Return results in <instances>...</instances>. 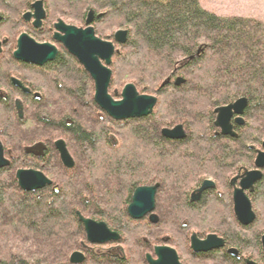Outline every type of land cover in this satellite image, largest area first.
Instances as JSON below:
<instances>
[{
  "label": "trees",
  "instance_id": "16d2710c",
  "mask_svg": "<svg viewBox=\"0 0 264 264\" xmlns=\"http://www.w3.org/2000/svg\"><path fill=\"white\" fill-rule=\"evenodd\" d=\"M32 1L0 0V4L10 12L22 11ZM43 4L51 17L76 26L89 10L101 13L96 24L100 38L110 36L105 35L110 29L126 30V43L118 47L109 67V92L132 84L142 94L160 91L162 100L144 119L114 122L94 105L92 81L87 97L84 74L75 64L60 60L67 55H60L51 65L56 76L46 78L57 90L53 95L61 97V107L55 103L47 113L28 114L25 128L14 114L0 111V125L14 132V137L8 135L11 143L16 141L13 148L35 139L47 144L45 157L37 164H24L20 154L21 161L0 169V264H70V252L80 250L81 244L89 247L82 250L83 264H145L147 243L159 245L165 238L184 264H241L223 250L192 254L188 245L193 233L215 234L226 246L257 260L259 237L264 234V173L252 195L256 218L246 228L235 221L224 197L211 194L206 206L199 207L188 204L187 195L194 183L207 178L200 170L219 173L223 161L236 160L243 153L249 155L244 164L253 168V151L247 152L243 145L264 141V22L217 16L202 9L199 0H43ZM58 74L62 76L58 81L70 85L57 87ZM174 78L182 83L160 88ZM240 98L247 101L245 125L236 129V140L228 139L233 147L229 153L212 138L213 110ZM75 103L87 109L86 121L84 113L73 110ZM175 125L184 128L185 143L176 142L178 149H161L159 131ZM5 133H0L3 145ZM54 135L65 139L74 169H63L49 148ZM215 154L225 158L220 162ZM81 161L85 165L79 169ZM16 166L40 170L52 184L25 193L15 181ZM153 183L160 185L157 212L162 221L156 226L131 221L126 206L133 189ZM76 213L116 231L120 248L88 246Z\"/></svg>",
  "mask_w": 264,
  "mask_h": 264
},
{
  "label": "flooded vegetation",
  "instance_id": "af4514ba",
  "mask_svg": "<svg viewBox=\"0 0 264 264\" xmlns=\"http://www.w3.org/2000/svg\"><path fill=\"white\" fill-rule=\"evenodd\" d=\"M38 1H42V8H43V11H44V17L41 20H39V25L37 26V24L35 25V22H36L35 18L32 17L34 15V13H35L34 9L32 8V6L34 5V3L38 2ZM16 7H18V6H16ZM15 10H16V8H15ZM15 10L10 12L8 6H6L4 4H0V102L1 103H6L5 106H1V104H0V111H3V112L8 111V112L14 114L16 121L21 122V125H22L21 127L25 128L27 126L28 114L33 113V112H35V113H39V112L47 113V111L54 109L52 106L55 103H60V107H61V104H62L61 103L62 99H60L61 97H56V96L53 95V94L56 95V93H57L56 91L57 90L56 89L53 90L50 87L49 83L47 82V78H46V77H49L50 75L56 76V74H54V72H53L55 69L51 65L53 63H55L56 61H58V58L60 57V55H64V56L67 55L68 56L67 58L65 57V58H62L60 60L63 61V62L69 61L70 63L75 64L74 65L75 69L77 71H81L84 74L85 82L83 83V85L85 86V94L88 97V95H89V79L91 80L89 74L78 63V61L65 50V48L63 47V45L61 43L55 41L54 37L57 34V31L55 29V25L59 21L62 22L66 26L74 27L76 29H81V30L86 29L85 22L87 20L88 13L90 11H92V10H89L87 12V14L84 17L83 22L81 23L80 26L69 24L66 21H64L63 19L59 18V17H55V18L51 17L49 12L46 11L45 8H44L43 0H33L29 4L27 9H24L22 11L20 9H17L16 11ZM28 14L30 16L28 18H26V15H28ZM98 15H101V16L99 18H97ZM102 17H103V15L101 13L95 14L93 12V19H92V22H91L89 27L93 29L94 36L96 38H98L100 40H103V41H108V42L112 43L113 46H114V50L117 51V53H115V54H118V47L122 46V45H118V44L115 43L113 35L119 30H117L112 35L104 36L103 38H100L97 35V33H96L97 32L96 31V24H97V22H99L101 20ZM122 31H126V30H122ZM21 35H26V37L29 38L30 40H32L35 44H38V45L48 44L50 46H53L56 49L55 58L53 60H51V61L44 62L41 65H38V64H35V63H30V62H24L22 60L20 61V60L15 59L14 53L18 50V39L21 37ZM112 58H111V60H112ZM111 76H112V73H111ZM61 78H62V76H60L58 74L57 75V80H56L57 87L60 84H65L66 86L70 85L69 83L67 84V82H65V81H62V80L58 81V79H61ZM180 80H181L180 78H174L170 82L169 79H167L165 83H162L160 85V88H163L164 86L169 85L170 83L173 84V85H174L175 82L180 83ZM110 81H111V79H110ZM109 87H110V84H109ZM109 87H108V94L114 98V94L116 92H114L113 95H111L110 92H109ZM120 93H121V91H120ZM120 93H119V95H120ZM137 93L139 95L152 96V97H154L156 99V104H155V106H154V108L152 110V113L154 112L155 107L157 106V104H159V102L162 100L161 93L158 90H156L155 93H152L151 95L142 94V93H139L138 91H137ZM116 94H117V97L114 98V100H119L120 99L119 95H118V93H116ZM93 96H94V85H93L92 101H93ZM87 102H88V100L86 101V103ZM93 103H94V101H93ZM231 104H229V105H231ZM56 105L57 104H55V106ZM94 105L102 113H104L95 103H94ZM226 106H228V105H226ZM72 107H73V110L77 109L78 112H79V110L83 111L82 110L83 109V105H81L80 103L79 104L75 103L74 105H72ZM223 107H225V106H223ZM219 108H221V107H219ZM246 108H247V105H246ZM246 108L244 109L243 114L240 117L241 120H242L240 123H235V119H236L235 116H233L231 118V120H230L231 132L236 135L234 137L222 135L221 132H220V129L216 128L214 126V123H215V120H216L215 110L218 109V108L213 110V114H214L213 126H214V129H215L216 133H213V137L212 138H213V140L215 142L219 143L220 146L224 145L225 148L227 150H229V153H231L230 151L233 150V147L229 143L228 139H233V140L237 139L236 129L242 128L245 125L244 112H245ZM56 111H57V109H56ZM141 119H144V118L130 119V120L137 121V120H141ZM114 122L122 123V122H126V121H114ZM35 125H36V127H34V128H37V124H35ZM177 126L181 127L182 133L184 134V137L182 139H169V138H166V137H164L162 135V133H161L162 130H172V129H174ZM0 133H2L1 130H0ZM159 135L164 141L163 142V146L161 148V149H164V150H166L165 149L166 146L169 147L168 150H173V148L174 149L175 148L178 149L179 146L178 145L175 146V143L176 142H180V141L184 142L185 139H186V132H185L184 128L181 125H175V126L169 127V128H162L159 131ZM219 137H220V139H219ZM59 140H61L65 144V148H66L70 158L72 159L73 167L71 169H66L62 165V163H61V161L59 159V154H58V152H57V150L55 149V146H54V143L56 141H59ZM0 144L2 146L3 156L9 163L7 167H9L11 163L16 162L17 158L13 156V153H12L11 150L7 149L6 150L7 152L4 150L1 140H0ZM263 144H264V141H261L260 143L254 144V145L246 144L245 146L243 145V148L245 150H247V152L248 151H253V158H254V161H255L257 152H264V148L262 146ZM22 145H23V147H22V153L21 154H22V157H23L22 162L24 164L26 163V165H28V166L31 165L32 166L33 163L35 165V164H37V162H40L42 159H44V157H45L44 155H45V152H46V145L47 144L45 142H43V140L34 141L30 145L22 143ZM49 145H50L49 148L53 150L55 158L58 160V162L60 163V165H61V167L63 169H66V170L74 169L75 161H74V158H73L72 154L69 151V148L67 146V143L65 142V139H62V138L61 139H56L55 141H52L51 144H49ZM180 150H181L182 153H185L183 151H186L185 149H182V148H180ZM214 156L216 157L217 160H220V162L222 161L223 158H225L224 155H222V154H215ZM248 158H249L248 153H243L241 155V157L236 159V160H231L230 159V160H227V161H223L221 166L219 167V173H214V171H211V170L208 172V170H206V171L203 170L202 171V170L199 169L201 171L200 172L201 175H205L207 178H203L200 181H197V183L193 184V187L190 189V191H189V193L187 195L188 204H190V205H200L199 207H201V206H206V204L209 201V196H211V194L215 195L216 197H224L225 202L227 204L226 205L227 209L228 208L231 209L232 216L234 217L235 221L241 227L246 228V227L250 226L251 224H253L254 221H255V218H256V214H255V211L253 209V203H252L253 202V198H252L253 196L252 195L254 194V191H255V188H256L257 184L263 178L264 168L263 169H259V170L256 169L255 166H254V162H253V168L252 167L248 168L246 166V164H244V161H246ZM24 170H35V169L26 168ZM36 171L41 172L46 177V175L42 171H40V170H36ZM252 171H258L261 174V177H260V179L258 181H256L252 185L251 190L246 189V190L243 191V193L247 197V199H248V201H249V203L251 205V210H252L255 218H254V220H253V222L251 224H249L247 226H243L236 220V217H235L234 212H233V192H234L235 189H239L240 180L242 178H244L247 173L252 172ZM210 174L215 175L216 177L220 176L221 180H216L214 178H211ZM50 182H51V180H50ZM205 182H209V183H211V185L208 188H203L202 191L200 192L199 190L201 189L202 185ZM51 184H52V182H51ZM153 186H156V191H155V195H154V208H153V211L150 214H148L147 216H145L143 219L138 220V221H146L148 224H150L152 226H156L159 222L162 221L159 213L157 212V208L159 209L158 201H157V193L159 191L160 185L158 183H153L151 185L137 186V187H135L133 189V191L136 188H138V187H153ZM38 191H40V190H38ZM133 191L131 193V196L133 194ZM131 196L129 198V203H130ZM129 203H128V205H129ZM127 206H126V209H127ZM151 214L155 215L156 218H157V222L155 224H151L148 221V217ZM126 216H127V212H126ZM88 219H90V218H88ZM128 219H130V218L128 217ZM91 220H93V219H91ZM130 220L131 221H135V220H132V219H130ZM93 221H95V220H93ZM95 222H99V221H95ZM102 223H104V222H102ZM106 227H107V225H106ZM110 231H112V230H110ZM112 232L117 233L116 231H112ZM193 235L196 236V238L199 239V240H204L208 235H215V234H208L205 237H198L194 233L191 234L189 236V245H188V247H189V250L191 251V253L194 254V255L195 254H197V255H206V254L211 253V252H219V251L223 250L224 253L228 257L234 259L238 263L247 264V262H250V263H253V264H264V257H263L262 246H261V237L264 234H262L259 237V245H260V254L261 255L259 256V258L257 260L253 259L250 254L249 255L248 254L244 255L245 253L241 252L239 249H237L235 247L226 246V243H225L224 239L222 237L217 236V235H215V236L218 239H221L222 242H223V246L221 248L215 249V250H211V251L206 252V253H194L191 250V248H190V238ZM119 237H120V235H119ZM120 241H121V238L119 239L118 242L108 243V244H105V245H90L87 242L86 243L88 244V246H103V247L109 246V248H110V246L112 247V244H114L115 246L120 248ZM167 241H168V238H165L164 240H162V244L151 245L150 247H149V244L147 243L148 247L146 249V253L144 254V263L147 264L146 259H145V257L147 255H149L153 260L156 259V257L154 256V252H153L155 247H169V248H171L172 250L175 251L176 256L178 258V262L180 264H184V263L181 262V259H180L179 255H178V253L176 252V250L173 247L169 246L167 244ZM86 247H87V245L81 244V249L80 250H76V251L81 252L83 254L84 262H85V255H84V252L82 250H83V248H86ZM88 248L89 247H87V249ZM105 250L109 251V249H105ZM229 250H235L236 256L235 257L231 256L228 253ZM76 251H74V252H76ZM247 251H249V250H247ZM119 252L124 256V252L122 250H120ZM210 258H214L215 260H217V258L214 257V256L210 257ZM122 259H124V258H122ZM220 262H222V261H220Z\"/></svg>",
  "mask_w": 264,
  "mask_h": 264
},
{
  "label": "water",
  "instance_id": "95a60500",
  "mask_svg": "<svg viewBox=\"0 0 264 264\" xmlns=\"http://www.w3.org/2000/svg\"><path fill=\"white\" fill-rule=\"evenodd\" d=\"M32 8L35 12L32 17L35 18V25L37 24L38 26L39 20L44 17L42 1L34 3ZM29 16V14L26 15V18ZM100 16L98 15L97 18ZM92 19L93 12L90 11L85 22L86 29L84 30L66 26L59 21L55 25L57 31L54 37L55 41L61 43L65 50L89 74L94 85L93 101L110 119L114 121H127L149 116L156 104V99L152 96L139 95L132 84H127L122 88L119 100H114L117 97L116 93L114 94V98L108 94L111 79L109 66L111 58L117 51L114 50L112 43L100 40L94 36L93 29L89 27ZM113 38L116 44L124 45L126 43L127 31L119 30L113 35ZM55 55L56 49L53 46L35 44L26 35H21L18 39V50L14 53L15 59L38 65L53 60ZM246 105V100L240 98L231 105L215 110L216 120L214 126L220 129L222 135L234 137V134L231 132L230 120L235 116V123H240L242 121L240 117ZM161 133L169 139H182L184 137L179 126L172 130H162ZM54 146L59 154L62 165L66 169H71L73 162L65 148V144L59 140L54 143ZM262 146L264 148V144ZM8 164V161L3 156L0 144V169L6 168ZM254 166L258 170L264 168V152L257 154ZM14 177L18 188L24 192H36L51 185L50 180L36 170L19 169L15 172ZM260 177L261 174L258 171L247 173L240 180L239 189H235L233 192V212L236 220L243 226L251 224L255 218L251 205L243 191L246 189L251 190L252 185ZM210 185L211 183L205 182L199 191L201 192L203 188H208ZM155 191L156 186L136 188L126 209L127 216L132 220L138 221L150 214L154 208ZM76 216L83 228L85 240L88 244L105 245L119 241V235L110 231L104 223L84 218L79 213H76ZM148 221L151 224H155L157 218L151 214L148 217ZM222 246V240L218 239L215 235H208L204 240H199L194 235L190 238V248L194 253H206L219 249ZM261 246L264 257V235L261 237ZM153 252L156 259L153 260L147 255L145 257L147 264H180L175 251L169 247H155ZM228 253L233 257L236 256L235 250H229ZM83 262L84 256L81 252L76 251L71 253L69 257L70 264H82ZM247 264L253 263L247 262Z\"/></svg>",
  "mask_w": 264,
  "mask_h": 264
},
{
  "label": "rangeland",
  "instance_id": "374dc122",
  "mask_svg": "<svg viewBox=\"0 0 264 264\" xmlns=\"http://www.w3.org/2000/svg\"><path fill=\"white\" fill-rule=\"evenodd\" d=\"M199 3H200V7L202 9H204V10H206L208 12L214 13L217 16H221V17H229V16L241 17V18L254 19V20H258V21L264 22V0H199ZM104 27L105 26L101 27L100 29L104 30ZM109 31H110L109 33H107V31L106 32L104 31L105 35H111V34L115 33L117 30L110 29ZM114 89H118L119 92L117 90H114ZM121 90H122V88H118V87L114 88L113 87V89L110 92H113V93L116 92L119 95ZM113 93L112 94L110 93V94L113 95ZM79 111H80V113H84V120L86 121V109L83 110V111H81V110H79ZM14 127H16V126H14ZM0 130L1 131H3V130L6 131L5 134H7L6 135L7 137L5 138V140H6L5 143L7 145L6 144H4L5 146L3 145L4 150L5 151L7 149L11 150L12 153H13V156L17 158L16 162H19V160L21 161V155L20 154H21V150H22V147H23L22 143L19 144V146L17 144V146L15 148H13V145H14V143L16 141H14V143H11V140L8 139L10 137H14L13 136V133H14L13 130H11L10 128L6 129V127H4L3 125L2 126L0 125ZM8 135L10 137H8ZM55 136H58V135H54V137ZM54 137L52 139H50L51 142L55 141L58 138H62L60 135L57 138H54ZM33 141H37V139H35ZM15 150H17L19 152V154H17L15 152ZM84 165H85V161L84 162L81 161L78 164V168L82 169ZM14 169L18 170V169H26V168H24V167L19 168V167L16 166ZM46 177L49 180H52L47 175H46ZM98 179L101 180V178H98ZM112 247L110 246V248H112ZM103 248L104 249H109V246H105ZM72 252H74V251H72ZM72 252H70V255H71ZM70 255H69V257H70ZM69 257H68V259H69Z\"/></svg>",
  "mask_w": 264,
  "mask_h": 264
},
{
  "label": "bare ground",
  "instance_id": "6f19581e",
  "mask_svg": "<svg viewBox=\"0 0 264 264\" xmlns=\"http://www.w3.org/2000/svg\"><path fill=\"white\" fill-rule=\"evenodd\" d=\"M126 39H127V38H126ZM180 83H182V81H181ZM180 83H179V84H180ZM174 84H175V85H179L177 82H175ZM245 100H246V99H245ZM234 136H236V135L234 134ZM258 153H259V152H257V154H258ZM257 154H256V157H257ZM255 160H256V158H255ZM254 162H255V161H254Z\"/></svg>",
  "mask_w": 264,
  "mask_h": 264
}]
</instances>
